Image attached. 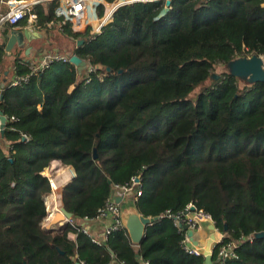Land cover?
Masks as SVG:
<instances>
[{
    "label": "trees",
    "instance_id": "obj_1",
    "mask_svg": "<svg viewBox=\"0 0 264 264\" xmlns=\"http://www.w3.org/2000/svg\"><path fill=\"white\" fill-rule=\"evenodd\" d=\"M58 28L83 40L73 52L84 68L54 61L11 86L1 73L0 264H203L160 216L189 203L237 242L222 260L215 245L212 264H264V82L214 73L236 54L264 55V0L135 1L98 33ZM29 63L15 59L13 75ZM52 160L76 174L61 189L75 221L61 232L42 226ZM135 175L136 209L157 220L137 245L124 226L96 244L76 221Z\"/></svg>",
    "mask_w": 264,
    "mask_h": 264
},
{
    "label": "built area",
    "instance_id": "obj_2",
    "mask_svg": "<svg viewBox=\"0 0 264 264\" xmlns=\"http://www.w3.org/2000/svg\"><path fill=\"white\" fill-rule=\"evenodd\" d=\"M9 6V11L0 17L1 21H7L11 25H16L19 21L25 17L29 19L28 25L31 29H37L42 25L51 27L53 24L61 26L62 24L69 23L70 29L74 33H87L95 34L101 31L102 27L109 23L115 10L126 3L135 1H153V0H5ZM35 3H46L49 8L47 13V20L43 23L38 21V14L32 11L31 6ZM54 61H69V57L64 55L45 52L38 62L29 63V72L24 75L15 76L12 75L9 78L8 85H17L21 82L27 81L30 75H35L44 71ZM7 81L3 79V75L0 73V91L6 87ZM11 119H15L13 116ZM23 138L27 139L26 135ZM48 180L51 187V192L57 188V183L53 176L48 175ZM141 194V181L138 175L131 178L130 182L124 185L115 184L111 195L106 199L104 205L98 209L95 218L104 219L107 221L101 236H95L88 232V230L82 226V231L87 233L93 242L96 244H104L107 241L109 235L123 227L121 219V205L115 202V195H120L123 199L131 198L136 199ZM160 216H167L173 220V223L183 228V225H187L184 229V238L182 240L184 249L196 255L203 254L204 247H198L197 243L192 245L193 232L199 227L201 222L207 221L209 224H213V221L208 213H205L202 209H197L192 203H189L184 210L172 212L166 209ZM86 219V218H85ZM66 219H64L65 221ZM68 223L74 224L73 219L67 220ZM212 231L216 232L218 238L211 242V248L217 244H221L218 248L217 255L218 260L225 259L227 257L236 256L234 249L237 247V242L229 240L222 242L224 235L218 228L215 227ZM189 232L192 234L190 235ZM216 242V243H215ZM82 263V262H81ZM76 264V263H75ZM79 264V263H78ZM122 264V263H119Z\"/></svg>",
    "mask_w": 264,
    "mask_h": 264
},
{
    "label": "crops",
    "instance_id": "obj_3",
    "mask_svg": "<svg viewBox=\"0 0 264 264\" xmlns=\"http://www.w3.org/2000/svg\"><path fill=\"white\" fill-rule=\"evenodd\" d=\"M34 6H37L36 8L39 7L38 9L40 10L38 21L40 22V18L47 19V13H49L48 11L49 6L46 3H35L31 6L32 11H34L33 9ZM8 11H9V6L6 3V1L0 0V17L2 15H5ZM28 22H29V19L27 17H25L23 20L16 23V25H11L7 21L0 22V45L2 43L1 37L8 34L10 31H15L16 35L20 38L19 42L22 43V46L18 45V43L15 44L11 52L8 55L6 54L7 52L5 51V48L1 45L4 49V57H3V62L0 63V73H4V74L9 73V77H11L14 73L13 67L15 66L14 65L15 59H22L23 61H30L31 63L38 62L45 52H53V53L64 55L66 57H70L67 54H65L63 51H61L60 48L51 47V44L54 42V40H52L49 35L50 27L42 25L41 27L37 29H31L30 26L28 25ZM52 26H57L54 29L55 34H60V32H62V30L58 28L59 26L57 24H53ZM24 32L28 33V38L24 37ZM66 36H67L66 43H69L70 37L67 34ZM72 54H74V52ZM61 165L62 164L59 160H52L50 164L46 166L44 170L42 171L43 175L47 177L48 175H51L54 177L56 183L58 182L57 187L59 185V179H61L63 175H66L67 177L65 180H62L63 182H66V183L70 182V179L72 178V175H73V170L71 166L62 165L63 167H66L65 171H63L60 168ZM53 192L54 191H52L51 193ZM47 198H50L52 200V202L49 205L46 202ZM129 199L130 198L123 199L122 202L126 203V201H128ZM44 202L46 205V216L43 219L42 226L44 228L45 227L50 228V229L53 228L54 231H51V232H61V231H56V230H60V227L62 226L61 224L64 223L63 222L64 220L56 224H50V220H51V217L54 215V213L58 211L60 206L62 205V197L59 200H57V198L54 196L49 197L45 195ZM73 221L75 220L73 219ZM76 222L80 223V225L84 226L90 234L95 235V236H101L103 229L107 223L106 220L100 219V218L81 219V220H77ZM212 234L214 235L213 236L214 238L212 239V244H213L214 240L218 238V235L216 234V232L210 229V224L207 221L201 222L199 227L196 229V231L193 232L192 245L197 243L198 247L202 248L203 246H206L207 243L211 240ZM68 237L71 239H74L75 234L69 233Z\"/></svg>",
    "mask_w": 264,
    "mask_h": 264
},
{
    "label": "water",
    "instance_id": "obj_4",
    "mask_svg": "<svg viewBox=\"0 0 264 264\" xmlns=\"http://www.w3.org/2000/svg\"><path fill=\"white\" fill-rule=\"evenodd\" d=\"M169 4V0H166V5ZM24 37L28 38V33L24 32ZM2 43L1 45L5 48L6 54L8 55L13 46L18 43V45L22 46L20 43V38L16 35L15 31H10L8 34L1 37ZM82 39H77L76 45L78 46L82 43ZM5 54V55H6ZM69 62L74 64L77 69L80 71L82 68L85 67L86 62L78 57L75 53L70 55ZM108 69V68H107ZM214 73L219 76L221 74H228L234 76L241 85H252L258 81L264 82V55H259L256 53L252 54H236L228 61L223 63H218L214 65ZM5 115L0 112V132L2 133V129L5 123ZM96 152L94 151V156ZM73 170L72 178L73 180L76 176L75 170ZM115 202L121 204V219L123 222V226L127 230L128 236L133 244L137 245L140 243L141 239L144 236L145 230L148 225L153 224L157 217L151 216H144L140 214L135 206V202L133 199H129L128 201L122 202V197L120 195H115L114 197ZM63 221L60 230L62 231L63 224L65 225L69 219H74L72 213L68 211L63 205L60 206L59 210L54 213L51 217L50 224H56L60 221ZM183 229L187 228V225L182 226ZM46 228V227H45ZM214 225L210 224V229H213ZM46 231H54V229L46 228ZM191 235L192 233L189 232ZM264 231L259 232L256 236H263ZM214 235L212 234L211 240L207 243L204 247L203 255H204V263L203 264H212V248L211 242ZM196 244V243H195ZM76 264H78L76 262Z\"/></svg>",
    "mask_w": 264,
    "mask_h": 264
},
{
    "label": "rangeland",
    "instance_id": "obj_5",
    "mask_svg": "<svg viewBox=\"0 0 264 264\" xmlns=\"http://www.w3.org/2000/svg\"><path fill=\"white\" fill-rule=\"evenodd\" d=\"M57 26H52L49 28V35L51 37L52 40H54V42L51 44V47H57V48H60L61 51H63L65 54H67L68 56H70L73 51H74V47L77 46L75 45L76 44V39L73 37V36H69L70 39H69V43H66L67 41V36L64 32H60V34H55L54 33V29L56 28ZM62 33V34H61ZM76 40V41H75ZM60 168L65 171V168L66 167H63L62 165L60 166ZM64 177V176H63ZM65 180V177L64 179ZM61 181V180H60ZM66 182H63L61 181L58 185V187L56 189H54V192L50 193L47 195V196H54L57 198V200H59L61 198V189L63 187V185L65 184ZM55 194V195H54Z\"/></svg>",
    "mask_w": 264,
    "mask_h": 264
},
{
    "label": "bare ground",
    "instance_id": "obj_6",
    "mask_svg": "<svg viewBox=\"0 0 264 264\" xmlns=\"http://www.w3.org/2000/svg\"><path fill=\"white\" fill-rule=\"evenodd\" d=\"M71 173H72V171H71ZM64 177H65V179L67 178L66 177V175H63ZM61 177V179H59V183L64 179V177ZM68 177H69V175H68ZM61 180V181H60ZM58 183V182H57ZM55 195V194H54ZM49 197H51V196H49ZM47 204L49 205L51 202H52V200L50 199V198H47ZM57 203V202H56ZM49 212H51V211H49Z\"/></svg>",
    "mask_w": 264,
    "mask_h": 264
}]
</instances>
